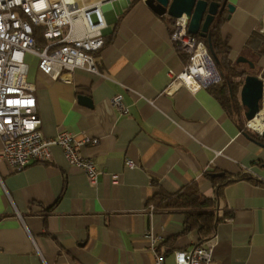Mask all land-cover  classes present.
I'll return each mask as SVG.
<instances>
[{
  "label": "crops",
  "instance_id": "0c3cea01",
  "mask_svg": "<svg viewBox=\"0 0 264 264\" xmlns=\"http://www.w3.org/2000/svg\"><path fill=\"white\" fill-rule=\"evenodd\" d=\"M227 2L234 10L220 32L235 61L253 32L264 34V0ZM101 6L105 43L93 53L97 72L77 68L52 79L35 63L26 80L42 134L97 138L79 151L102 174L90 183L56 145L50 159L20 170L0 162V264H153L154 248L172 264L173 252L190 249L197 235L182 233L181 212L150 210L147 201L193 180L214 197L204 177L213 168L253 179L223 187L217 211L230 215L216 225L209 264H264V146L247 138L205 87L164 91L168 70L179 72L186 62L170 41L171 17L155 14L144 0ZM116 95L126 114L112 106Z\"/></svg>",
  "mask_w": 264,
  "mask_h": 264
},
{
  "label": "built area",
  "instance_id": "2783aa9c",
  "mask_svg": "<svg viewBox=\"0 0 264 264\" xmlns=\"http://www.w3.org/2000/svg\"><path fill=\"white\" fill-rule=\"evenodd\" d=\"M102 0H0V162L11 170H20L31 162L50 159L51 146H59L66 160L81 169L94 184L102 174L91 157L80 153L81 145H95L97 138L85 136L77 140L68 131L46 137L40 130L34 87L26 80V53L37 58V69L52 79L62 78L77 68L97 72L93 53L104 43L106 26ZM185 14L172 18L170 41L186 56L182 70H168L170 81L165 92L173 94L181 88L195 92L220 80L207 45L187 31ZM35 27L41 41L34 36ZM260 78L261 75L259 76ZM120 114L128 106L120 95L111 98ZM259 115L264 117V98L259 101ZM249 126V120L245 122ZM128 167L130 159L125 160ZM114 179L115 176L113 175ZM149 209L153 206L150 204ZM214 237L173 252L172 264H209ZM154 263L165 264L162 253L154 248Z\"/></svg>",
  "mask_w": 264,
  "mask_h": 264
},
{
  "label": "trees",
  "instance_id": "16d2710c",
  "mask_svg": "<svg viewBox=\"0 0 264 264\" xmlns=\"http://www.w3.org/2000/svg\"><path fill=\"white\" fill-rule=\"evenodd\" d=\"M135 1V0H132ZM209 2H217L222 4L224 0H205ZM228 15L224 8L220 14H217L209 26L210 45L213 54L214 64L219 73L220 80L206 87L208 91L220 102L225 113L233 118L239 125L241 131L255 142L264 144V137L259 133H253L245 128L239 121L241 109L245 110L239 100V88L242 84L243 77L247 73L240 64L232 62L229 58L230 46L227 37L222 36L220 32L221 24L226 20ZM34 36L40 42V36L35 27ZM197 38L204 41L208 47L206 37H201L194 34ZM244 49L249 50L255 56L253 69L258 64L259 60L264 58V34L260 31L253 32L244 44ZM184 55V54H183ZM187 59V58H186ZM259 65L256 68V75L261 70ZM240 67V68H238ZM244 112V111H243ZM204 177L208 179L215 190L214 197H207L199 190L198 182L195 180L189 184L182 186L176 192L166 193L157 191L147 201V205L152 204L154 211H179L183 214L182 233L194 231L197 235L196 244H200L211 238L216 230L217 223L230 213H225L219 216L217 211V202L223 196V187L235 180L242 178L253 179L252 176L242 174H229L227 172L210 169L204 172ZM177 235L169 236L166 240L173 242Z\"/></svg>",
  "mask_w": 264,
  "mask_h": 264
},
{
  "label": "water",
  "instance_id": "95a60500",
  "mask_svg": "<svg viewBox=\"0 0 264 264\" xmlns=\"http://www.w3.org/2000/svg\"><path fill=\"white\" fill-rule=\"evenodd\" d=\"M144 3L159 16L167 15L168 17L176 18L185 14L188 18L187 31L191 34H198L201 37L207 38L211 56L213 54L210 45V24L215 16L220 14L224 8L228 12L227 18L230 17V14L234 10L233 4L227 2V0H224L222 4L217 2L208 3L205 0H144ZM234 62L246 63L250 68L254 67V63L242 55L237 56ZM261 77L254 74H246L239 89V100L245 108L243 115L247 121L258 114L259 101L264 98V65L262 66ZM78 100L83 104L91 105L90 98L85 95H79ZM259 134L264 137V128ZM245 136L247 137V135ZM250 140L253 141L252 139ZM255 143L264 146L262 143Z\"/></svg>",
  "mask_w": 264,
  "mask_h": 264
},
{
  "label": "rangeland",
  "instance_id": "374dc122",
  "mask_svg": "<svg viewBox=\"0 0 264 264\" xmlns=\"http://www.w3.org/2000/svg\"><path fill=\"white\" fill-rule=\"evenodd\" d=\"M170 21L172 22V18H170ZM208 50H209V49H208ZM240 55H242V56H244V57H247L250 61H255V59H256L255 56H254L253 54H251V53L249 52V50H247V49H243V50L240 52V54H239L238 56H240ZM24 60H25V62H26L29 66H32V65H34V64L37 62V58H36V56H34V55H32V54H29V53H26V54H25V56H24ZM231 61H232V60H231ZM232 62H234V61H232ZM258 64H259V65H262V59L259 60ZM258 64H256V67H255L254 69H253V68H250L246 63H244V64H240V67L244 68L243 70L247 72L246 74H248V72H249V73H255ZM263 65H264V64H263ZM240 67H238V68H240ZM261 70H262V66H261ZM261 70L258 71V73L256 74L257 76H260V75H261ZM246 74H245V75H246ZM243 78H244V77H243ZM242 81H243V80H242ZM239 89H240V88H239ZM238 96H239V93H238ZM243 111H244V110L241 109L240 117H239L238 119H239L240 123H241L242 125L245 126V122H246L247 120L244 118ZM245 128H247L248 130L252 131L253 133H256V134L258 133V132H256L255 130H253L251 127H246V126H245Z\"/></svg>",
  "mask_w": 264,
  "mask_h": 264
},
{
  "label": "bare ground",
  "instance_id": "6f19581e",
  "mask_svg": "<svg viewBox=\"0 0 264 264\" xmlns=\"http://www.w3.org/2000/svg\"><path fill=\"white\" fill-rule=\"evenodd\" d=\"M249 126L256 132H261L264 128V117L257 114L254 118L249 120Z\"/></svg>",
  "mask_w": 264,
  "mask_h": 264
}]
</instances>
